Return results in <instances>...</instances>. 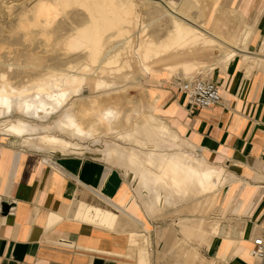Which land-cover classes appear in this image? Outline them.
<instances>
[{"label": "bare ground", "instance_id": "bare-ground-1", "mask_svg": "<svg viewBox=\"0 0 264 264\" xmlns=\"http://www.w3.org/2000/svg\"><path fill=\"white\" fill-rule=\"evenodd\" d=\"M222 1L0 0V51L5 45L19 49L13 56L7 48L0 52L1 138L42 153L50 165L56 153L88 151L135 183L126 202L135 199L147 218L173 211L180 217L178 229L159 230L165 244L155 263L218 264L215 254L221 258L232 247L228 261L239 243L251 256L243 222L234 220L253 193L249 181L181 146L182 135L161 117L162 91L148 87L134 107L123 93L136 77L133 67L140 84L165 69L182 79L216 68L223 73L236 63L247 73L264 69V38L247 51L258 40V27L240 2ZM12 66L15 76L34 72L31 84H13L6 74ZM59 66L67 68L52 71ZM262 169L249 170L254 181L264 180ZM107 206L76 202L74 216L110 230L120 218L133 222L139 264H150L151 221Z\"/></svg>", "mask_w": 264, "mask_h": 264}, {"label": "crops", "instance_id": "crops-1", "mask_svg": "<svg viewBox=\"0 0 264 264\" xmlns=\"http://www.w3.org/2000/svg\"><path fill=\"white\" fill-rule=\"evenodd\" d=\"M226 2L229 6L240 2L250 23L258 27V40L248 48L251 52L264 38V0ZM240 65L234 64L224 74L214 69L210 79L221 84L222 101L210 109L192 110L181 91L156 87L166 92L162 117L182 135L181 146L192 145L209 161L248 179L253 193L234 220L243 222L242 239L252 247V236L264 232V180L245 177L244 171L264 168V69L247 73ZM0 143V264H139L133 222L120 218L110 230L74 216L76 202H84L103 209L109 205L115 212L125 211L132 218L149 222L135 199L126 202L130 187L122 171L83 155H52L50 165L42 153L15 148L1 136ZM247 249L239 243L228 261L225 258L232 247L221 258L215 254L216 261L257 264ZM153 250L148 257L150 264H156Z\"/></svg>", "mask_w": 264, "mask_h": 264}, {"label": "rangeland", "instance_id": "rangeland-1", "mask_svg": "<svg viewBox=\"0 0 264 264\" xmlns=\"http://www.w3.org/2000/svg\"><path fill=\"white\" fill-rule=\"evenodd\" d=\"M222 3L224 4H226L227 2H226V0H224V1H222ZM167 8H169L167 5H165ZM170 11H173L171 8L169 9ZM244 14H245V12H244ZM245 16L246 17H248L247 16V14H245ZM145 19H146V16L144 17ZM148 22V21H147ZM6 46H8V45H5V47H3V49L0 51V52H6V50H7V52H6V54L7 55H9V56H13L14 54H16V53H18L19 51V49H18V47H16V46H8V47H6ZM13 49H11V48ZM5 48H7V49H5ZM10 49V50H9ZM239 48H235V50H238ZM248 51V50H247ZM251 51H253V50H251ZM13 52V53H12ZM248 52H250V51H248ZM11 53V54H10ZM13 54V55H12ZM196 62V64L197 63H199L198 61H195ZM62 67V68H61ZM12 69H8L7 70V76H9V78H10V81L13 83V84H15V85H19V84H21V85H25V86H27L28 84L30 85L31 84V82L33 81L32 80V78L33 77H31L32 76V74L34 73V72H31V71H29V72H27V73H21V75L20 76H15V66L13 67H11ZM64 69V68H67L66 66L64 67V66H59V67H57L56 69H53L52 71L54 72V71H57L58 69ZM10 70V71H9ZM38 71H39V69H38ZM42 71V73L44 72L43 70H41V68H40V72ZM58 71H60V70H58ZM133 71L134 72H136L135 73V79H133L134 81H132V82H128V84L129 85H127L128 87L123 91V93H126V95H127V97H128V99L129 100H132V101H135V102H133L132 104H130V107H134V105L136 104V103H139L140 101H142L143 99H145L146 98V96H147V90L149 89L148 87H151V88H153V89H155V90H157L158 92H161L162 91V93H163V101H164V99H165V96H166V92H164L163 90H160L159 88H157L156 86H167V87H169L172 91H174L175 93L177 92V93H180V89H179V87H180V82L181 81H183V80H187V79H182L180 76H178V74L177 73H175L174 75L171 73V71H169V70H167V69H165V70H163V71H156L155 73H154V75H152L151 77H149V78H147V79H145V81L143 82V83H137V79L136 78H138V77H140V73L138 72V71H136V70H134V67H133ZM11 72V73H10ZM9 73V74H8ZM139 73V74H138ZM201 74V75H200ZM203 75V76H202ZM211 75H212V73H210V74H207L206 72L204 73V72H201V73H199V74H196V75H192L191 77H196V76H198V77H201V78H203V79H209V80H211L210 79V77H211ZM11 76V77H10ZM15 76V77H14ZM29 76V77H28ZM12 77L14 78L13 80H12ZM190 77V78H191ZM27 78L29 79V80H31V81H29V80H27ZM26 79V80H25ZM15 80V81H14ZM138 80H139V78H138ZM166 80V81H165ZM14 81V82H13ZM29 81V82H28ZM136 81V82H135ZM168 81V82H167ZM212 81H214V80H212ZM22 82V83H21ZM24 82V83H23ZM26 82V83H25ZM167 82V83H166ZM216 83H218L217 81H215ZM219 85H220V88H221V84L220 83H218ZM121 93H122V91H121ZM122 93V94H123ZM84 94H89V89H85V91H84ZM221 94H222V88H221ZM144 101V100H143ZM132 105V106H131ZM164 110H163V112H162V115H164ZM162 115H161V117H162ZM163 118V117H162ZM165 119V118H164ZM153 121V120H152ZM168 121V120H167ZM151 124H152V122H151ZM173 126V125H172ZM85 144H90L89 142H86ZM96 146H100V145H96ZM182 146L183 147H185V148H189V147H191L192 149H194V150H198L197 148H195L194 146H188V145H184V144H182ZM93 147V146H92ZM47 155V154H46ZM55 155H61V154H55ZM71 155H80V154H70V156ZM84 156H87V157H90V158H94V159H97V160H100V159H98L96 156H94L92 153H90V152H88V151H86L84 154H83ZM101 161V160H100ZM103 162V161H102ZM105 163V162H104ZM107 164V163H106ZM107 165H109V164H107ZM110 166V165H109ZM115 168V167H114ZM118 170H120L121 171V169H119V168H117ZM223 170L225 171V172H230L229 170H227L226 168H223ZM261 170H263V169H261ZM244 176L245 177H249V178H252L251 177V172L249 171V169L247 170V169H245V171H244ZM239 177V176H238ZM239 178H241V177H239ZM242 179V178H241ZM127 181V183H128V185H129V187L132 185H134L135 183H131V182H129L128 180H126ZM247 181V180H246ZM263 182V181H262ZM130 188H132V187H130ZM141 208H142V206H141ZM170 211V210H169ZM167 217V218H166ZM147 218V217H146ZM180 219V217L179 216H177L176 214H173V211H170V212H167L163 217H161V218H159V220L158 219H149V218H147V219H149V221H153L152 223H154V224H152L151 222V224L153 225L152 227H153V229H151V231L149 232L148 231V233L149 234H151V239H153V240H155V242L153 241L152 243H151V246H153V251L154 252H158L159 250H161V248L163 247V245L165 244L164 243V240H162V239H160V233H159V230L161 229V228H163V227H166V226H170L172 229H178V224H179V219ZM158 220V221H157ZM161 220V221H160ZM156 225V226H155ZM162 226V227H161ZM156 229V230H155ZM164 243V244H163ZM155 248H156V250L157 251H155ZM154 252H153V254H154ZM167 264H168V262H166ZM164 261L163 262H161V263H156V264H166Z\"/></svg>", "mask_w": 264, "mask_h": 264}, {"label": "built area", "instance_id": "built-area-1", "mask_svg": "<svg viewBox=\"0 0 264 264\" xmlns=\"http://www.w3.org/2000/svg\"><path fill=\"white\" fill-rule=\"evenodd\" d=\"M179 89L186 96L192 110L210 109L222 101L220 85L209 79L200 77L187 79L181 82ZM252 243L251 257L257 264H264V232L254 236Z\"/></svg>", "mask_w": 264, "mask_h": 264}, {"label": "water", "instance_id": "water-1", "mask_svg": "<svg viewBox=\"0 0 264 264\" xmlns=\"http://www.w3.org/2000/svg\"><path fill=\"white\" fill-rule=\"evenodd\" d=\"M2 210H3V211H6V210H7V206H6V204H4V203L2 204Z\"/></svg>", "mask_w": 264, "mask_h": 264}]
</instances>
